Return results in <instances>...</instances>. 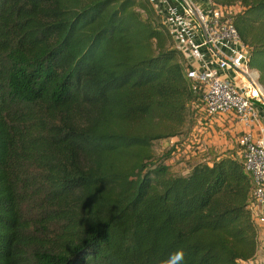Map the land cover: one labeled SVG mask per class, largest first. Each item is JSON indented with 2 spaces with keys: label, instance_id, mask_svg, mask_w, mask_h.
Segmentation results:
<instances>
[{
  "label": "trees",
  "instance_id": "1",
  "mask_svg": "<svg viewBox=\"0 0 264 264\" xmlns=\"http://www.w3.org/2000/svg\"><path fill=\"white\" fill-rule=\"evenodd\" d=\"M209 3L238 5L231 23L264 92V0ZM186 68L150 0H0V264L253 257L241 160L174 174L151 153L186 116Z\"/></svg>",
  "mask_w": 264,
  "mask_h": 264
},
{
  "label": "built area",
  "instance_id": "2",
  "mask_svg": "<svg viewBox=\"0 0 264 264\" xmlns=\"http://www.w3.org/2000/svg\"><path fill=\"white\" fill-rule=\"evenodd\" d=\"M178 3L183 16L195 24L198 39L186 35L181 43L175 42L176 48L181 52L180 47L184 44L193 53L204 48L209 57L207 61L202 59L204 62L200 67L191 65V68L184 70L189 89L198 96L201 110L210 123L220 117L231 116L241 127L236 144L243 171L249 176L251 183L247 208L253 222L262 223L264 125L259 122L255 107L261 104L260 97L264 96V92L257 82L256 71L246 66L245 47L238 41L231 23L233 8L206 0L205 12L193 9L199 25L191 9ZM245 264L253 263L247 260Z\"/></svg>",
  "mask_w": 264,
  "mask_h": 264
},
{
  "label": "rangeland",
  "instance_id": "3",
  "mask_svg": "<svg viewBox=\"0 0 264 264\" xmlns=\"http://www.w3.org/2000/svg\"><path fill=\"white\" fill-rule=\"evenodd\" d=\"M176 1L179 2L178 0ZM238 8V5H234L233 12L237 11ZM203 56L206 61L209 59L206 52H204ZM261 106L264 107L262 104ZM166 134L170 135H165V137L155 140L150 150L158 158L164 153H168L164 163L168 166L170 173L183 174L194 163L200 161L209 162L221 153L232 152L239 159L238 146L236 144V138L239 133L235 134L232 147L230 149L227 148L224 142L227 139L224 138L225 131L221 130L216 122H209L202 112L200 100L195 94H192L191 100L186 105V116L182 124L173 127ZM48 228L52 229L53 227L52 225L50 227L44 226L43 229H38L39 234L43 237L48 235Z\"/></svg>",
  "mask_w": 264,
  "mask_h": 264
},
{
  "label": "crops",
  "instance_id": "4",
  "mask_svg": "<svg viewBox=\"0 0 264 264\" xmlns=\"http://www.w3.org/2000/svg\"><path fill=\"white\" fill-rule=\"evenodd\" d=\"M187 1L191 4L194 10H198L200 12L206 11V0ZM150 2L155 12L159 15L161 21L171 33L174 42L181 43L186 35H190L191 37L198 39L196 36L197 31L195 24L191 19L183 16L182 8L176 0H150ZM180 49L185 61L188 64L194 67H200L204 62L202 61L204 58V49L199 48L197 49V53H193L184 44L181 45ZM204 60L206 59L204 58ZM255 109L259 122L264 125V107L261 106V104H257ZM213 122H216L220 129L225 131L224 138L227 139L224 142L227 145V148L230 149V147H232V143L234 142L235 134L241 131V127L238 122L231 116L220 117ZM227 154L233 155L232 152H228ZM262 208L263 214L261 215L264 217V205ZM255 224L257 225L256 246L253 257L249 260L253 264H264V221L262 223L255 222Z\"/></svg>",
  "mask_w": 264,
  "mask_h": 264
},
{
  "label": "water",
  "instance_id": "5",
  "mask_svg": "<svg viewBox=\"0 0 264 264\" xmlns=\"http://www.w3.org/2000/svg\"><path fill=\"white\" fill-rule=\"evenodd\" d=\"M178 1H179L184 7L191 9V12H192V14H193L194 19H195L196 22L200 25L199 21L197 20V15H196L195 11L193 10L192 6L187 2V0H178ZM201 29H202V26H201ZM202 33H203V37H205V33H204L203 30H202ZM260 101H261V104L264 105V96H261V97H260Z\"/></svg>",
  "mask_w": 264,
  "mask_h": 264
}]
</instances>
